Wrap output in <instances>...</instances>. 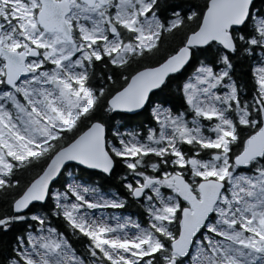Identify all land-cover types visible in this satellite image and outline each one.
I'll return each instance as SVG.
<instances>
[{"label":"snow or ice","instance_id":"6c2138e0","mask_svg":"<svg viewBox=\"0 0 264 264\" xmlns=\"http://www.w3.org/2000/svg\"><path fill=\"white\" fill-rule=\"evenodd\" d=\"M0 264H264V0H0Z\"/></svg>","mask_w":264,"mask_h":264},{"label":"trees","instance_id":"16d2710c","mask_svg":"<svg viewBox=\"0 0 264 264\" xmlns=\"http://www.w3.org/2000/svg\"><path fill=\"white\" fill-rule=\"evenodd\" d=\"M246 79V77H245ZM114 120L119 119L122 120V122L128 127V128H132V127H136L138 126L141 121H143L144 124H147L148 121L143 117H133V116H125V117H114ZM119 171V170H118ZM115 176V174H114ZM105 183H112L113 187L116 188L118 187V185L115 183L114 177H113V181L111 182H105ZM127 210L131 211L132 213L136 214L137 213V209L135 207H129ZM11 236V233H9V237ZM77 245L83 243L82 241H76L75 242Z\"/></svg>","mask_w":264,"mask_h":264},{"label":"rangeland","instance_id":"374dc122","mask_svg":"<svg viewBox=\"0 0 264 264\" xmlns=\"http://www.w3.org/2000/svg\"><path fill=\"white\" fill-rule=\"evenodd\" d=\"M117 214H119V213H117ZM124 215H136V214H134V213H132L131 211H129V210H127L126 209V211H125V213H123Z\"/></svg>","mask_w":264,"mask_h":264}]
</instances>
